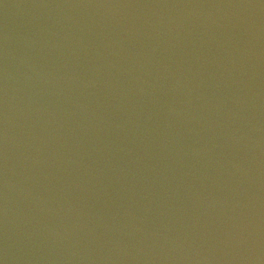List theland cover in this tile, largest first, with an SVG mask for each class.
<instances>
[{"label": "water", "instance_id": "1", "mask_svg": "<svg viewBox=\"0 0 264 264\" xmlns=\"http://www.w3.org/2000/svg\"><path fill=\"white\" fill-rule=\"evenodd\" d=\"M0 264H264V0H0Z\"/></svg>", "mask_w": 264, "mask_h": 264}]
</instances>
